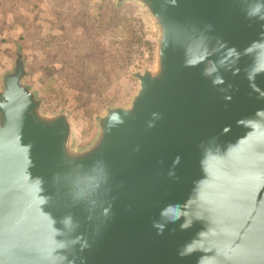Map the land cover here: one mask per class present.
<instances>
[{
  "label": "water",
  "instance_id": "water-1",
  "mask_svg": "<svg viewBox=\"0 0 264 264\" xmlns=\"http://www.w3.org/2000/svg\"><path fill=\"white\" fill-rule=\"evenodd\" d=\"M131 1L155 68L88 146L3 74L0 264H264V0Z\"/></svg>",
  "mask_w": 264,
  "mask_h": 264
},
{
  "label": "rangeland",
  "instance_id": "rangeland-1",
  "mask_svg": "<svg viewBox=\"0 0 264 264\" xmlns=\"http://www.w3.org/2000/svg\"><path fill=\"white\" fill-rule=\"evenodd\" d=\"M158 33L131 0H0V89L3 74L22 58L43 111L69 113L76 144L86 147L99 117L130 103L136 74L155 68Z\"/></svg>",
  "mask_w": 264,
  "mask_h": 264
},
{
  "label": "trees",
  "instance_id": "trees-1",
  "mask_svg": "<svg viewBox=\"0 0 264 264\" xmlns=\"http://www.w3.org/2000/svg\"><path fill=\"white\" fill-rule=\"evenodd\" d=\"M73 20H75V19H72L71 23H74ZM76 24H78V25H76ZM83 25H85V24H82V23H81V24H80V23H75L76 28H78V30L81 29V31H84V30H85V28H84Z\"/></svg>",
  "mask_w": 264,
  "mask_h": 264
}]
</instances>
